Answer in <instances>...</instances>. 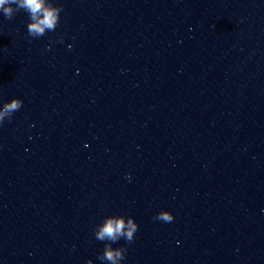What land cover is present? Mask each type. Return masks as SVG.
Instances as JSON below:
<instances>
[{"label": "clouds", "instance_id": "obj_1", "mask_svg": "<svg viewBox=\"0 0 264 264\" xmlns=\"http://www.w3.org/2000/svg\"><path fill=\"white\" fill-rule=\"evenodd\" d=\"M23 10L29 16L27 24V33L33 38H39L46 32L55 31L60 22V13L63 10L62 5L56 4L53 0H0V12L6 19H12L17 12ZM62 41V38H61ZM23 101L20 98H13L0 107V124L5 119L11 121L13 113L22 107ZM155 220L171 222L173 215L168 211H160ZM138 230V224L133 217L123 215L106 216L102 223L97 225L94 236L99 241L107 242L103 251L99 254L100 261H107L108 264H121L125 259L126 248L112 247L120 239L131 243L134 241L135 233ZM87 264H93L89 259Z\"/></svg>", "mask_w": 264, "mask_h": 264}]
</instances>
